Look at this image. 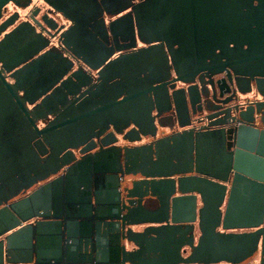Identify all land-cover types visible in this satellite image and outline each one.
Here are the masks:
<instances>
[{
	"label": "water",
	"instance_id": "water-1",
	"mask_svg": "<svg viewBox=\"0 0 264 264\" xmlns=\"http://www.w3.org/2000/svg\"><path fill=\"white\" fill-rule=\"evenodd\" d=\"M91 227L111 264H264V0H0V264Z\"/></svg>",
	"mask_w": 264,
	"mask_h": 264
},
{
	"label": "flooded vegetation",
	"instance_id": "flooded-vegetation-1",
	"mask_svg": "<svg viewBox=\"0 0 264 264\" xmlns=\"http://www.w3.org/2000/svg\"><path fill=\"white\" fill-rule=\"evenodd\" d=\"M224 21L225 25H228L230 22V18L228 16H226ZM223 24V25H224ZM224 28V27H222ZM214 33L211 34H216L217 37L213 40V42L217 41L219 44L221 42L223 46L222 48L226 47V45H228L229 47L232 45V42H230V40L227 43V38L225 36H231V35H239L240 32L238 30H234L230 28L225 27L224 30H216L213 31ZM222 37H224L223 39H221ZM212 38L210 35H203L202 39L205 41V43L207 41H209V39ZM202 40V41H203ZM203 41V42H204ZM142 45H146L144 43H141L139 41L136 42V47L137 46H142ZM220 47V46H219ZM219 47L216 48H212V52H219ZM244 47V45H243ZM221 48V47H220ZM209 61V58L207 57L206 61ZM221 61H224V58H221ZM216 63V62H214ZM213 78H225V73H219L216 75H213ZM197 124V123H195ZM39 125H41L39 123ZM170 130L168 129H163L162 133H166L169 132ZM157 135H160V133L158 132ZM116 141H115V145L116 146H122V145H128V146H133V145H138L142 142H146L148 140H141L139 142H127L124 140L119 139V137L116 136ZM92 141L91 142H87V145L83 147L82 151L80 152L79 150H73L72 152V158L70 160V162L65 165V166H70V164L75 163L76 161H78L80 159V157L87 155L90 152H94L95 150L98 149V146H92ZM92 146V147H90ZM48 150L44 151L43 153H41V156H46L48 154ZM67 158H69L67 156ZM57 168V165L56 167ZM63 170H65V168L63 169L62 167H59L56 169V171L53 174H49L47 177L40 179L36 182V184L30 188V189H26L25 191H22L18 194V196H15L13 198L8 199L7 203H11V202H16L18 201L20 198L26 196L28 194V192H30L32 189L36 188L37 185L39 184H43L45 182H48L50 180H52L54 177L58 176L59 174H61L63 172ZM5 175L7 177L10 178H14L15 176H17V172H13V170L11 171H6ZM90 175V172H89ZM91 176V175H90ZM125 179H129L128 177H125ZM72 186H74L73 188L70 185H67L66 188L65 186H63L64 189L61 188V194L64 195L65 193H67L68 188L69 189H73V191H71L70 193L75 194V198L78 197V193L75 191L76 189H82L83 185H80L78 183H73ZM66 189V192H65ZM64 190V192H63ZM65 196H67L66 198L69 197V194L62 196L61 198V203L63 204V200L65 198ZM152 200V199H151ZM60 203V205H62ZM53 217H48L46 218V220L44 218H41V220H45L46 222H51L54 220H60L64 219L63 221L65 222H70L73 217H66V216H61L58 217L54 216ZM53 218V219H52ZM33 218H29L27 220V222H33ZM80 217H76L75 221H79ZM61 223V222H60ZM136 229H139L141 227H133ZM110 233L109 231H104L103 229H96V228H90L89 230H72L71 232H65L64 230H61L59 233H57L56 231L50 232V230L48 232L44 233V239H43V243L45 246H49L50 247V253H52L51 255L55 256L59 254V263L58 264H73L72 263V259H76V261L79 264H111L110 260H109V249H110ZM30 246L32 245V243H34L33 239H30ZM43 246V245H42ZM53 246V247H52ZM44 247V246H43ZM58 249V252H57ZM70 250V252H69ZM101 253V254H100ZM101 255V256H100ZM58 259V258H57ZM50 262L52 261V258L49 259Z\"/></svg>",
	"mask_w": 264,
	"mask_h": 264
},
{
	"label": "crops",
	"instance_id": "crops-1",
	"mask_svg": "<svg viewBox=\"0 0 264 264\" xmlns=\"http://www.w3.org/2000/svg\"><path fill=\"white\" fill-rule=\"evenodd\" d=\"M255 262L257 261V258L255 257V260H254Z\"/></svg>",
	"mask_w": 264,
	"mask_h": 264
}]
</instances>
